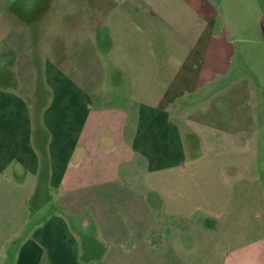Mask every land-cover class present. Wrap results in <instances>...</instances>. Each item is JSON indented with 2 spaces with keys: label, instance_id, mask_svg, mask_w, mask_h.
Wrapping results in <instances>:
<instances>
[{
  "label": "crops",
  "instance_id": "obj_1",
  "mask_svg": "<svg viewBox=\"0 0 264 264\" xmlns=\"http://www.w3.org/2000/svg\"><path fill=\"white\" fill-rule=\"evenodd\" d=\"M11 3L21 31L53 4ZM101 4L88 30L49 9L42 84L0 79V264H264V0Z\"/></svg>",
  "mask_w": 264,
  "mask_h": 264
},
{
  "label": "rangeland",
  "instance_id": "obj_2",
  "mask_svg": "<svg viewBox=\"0 0 264 264\" xmlns=\"http://www.w3.org/2000/svg\"><path fill=\"white\" fill-rule=\"evenodd\" d=\"M45 0H43L44 2ZM53 4L48 7L47 13L44 12L43 16L42 14L39 15V18L44 22H39L41 25H44L42 27V34L43 35H49L50 30L52 28L49 26V23L52 22L50 18H54L52 14L49 12V9H53V13L55 14V22L59 24H63V22H69V23H83L85 30H88L90 26L94 25L95 23H101L103 21H106V16L110 13L111 10H105L101 6V0H51ZM72 2V3H71ZM74 2V4H73ZM103 2V0H102ZM38 6V5H37ZM30 6L29 10L28 7L25 6V16L28 19L27 22V30L21 31L22 28L19 29L18 26V20L19 19L16 15L11 19V16H7L5 13L6 10L10 11L11 15L14 12V5L11 3V0H0V15L7 16L6 20H12L15 21V29L13 30L11 36L9 39H3L1 42H3L2 48H0V56H5V59H8L10 64V70L7 74H4L5 76H1L6 81L14 82V81H20V83L23 84V91L24 93L28 91L32 87L33 84H42V74L40 73V64L44 62L45 60V53L38 52L37 49H35L33 46H35V35L40 30V24H38V19L35 18L34 14L37 11V8H41L42 6ZM7 9H6V8ZM5 9V10H4ZM70 11L71 16L68 14ZM69 15V16H68ZM179 15V14H177ZM48 19V22L45 23V21ZM26 24V23H25ZM61 27V25H60ZM61 28H58V31H60ZM20 33L21 35L25 33L26 35L22 36L23 39H17L13 38L17 33ZM82 34L84 35V32L82 31ZM64 36V35H63ZM26 38V41L25 39ZM35 64L36 69H39V74L35 78L31 75V65ZM12 69V70H11ZM108 89V87L106 88ZM110 92H113L112 94H109L107 97L112 99V101L117 102L118 97L126 98L128 96V90L125 87L116 88L115 86H112L109 88ZM108 89V91H109ZM262 145L255 147L256 149V155L258 159V165H259V180L262 181L261 188L264 190V137L262 138ZM203 149L197 148L195 150V154H202ZM168 217H166L165 213H159V216L157 218L155 217L156 222L153 224V227L151 230L152 232V240L153 243L152 246L156 247L157 250H165L168 239L173 235L172 228H168V225L171 223L169 221L168 223ZM168 223V224H166ZM178 230V229H177ZM187 230H189L187 228ZM175 231V230H174ZM175 238V237H174ZM87 238H82L81 243L82 245H86L85 240ZM173 239V238H172ZM171 239V240H172ZM169 240V241H171ZM94 243V242H93ZM94 247L96 244H93ZM103 248V247H102ZM169 250V249H168ZM93 256H95L93 254ZM175 262L178 264H181L180 261L175 260Z\"/></svg>",
  "mask_w": 264,
  "mask_h": 264
},
{
  "label": "flooded vegetation",
  "instance_id": "obj_3",
  "mask_svg": "<svg viewBox=\"0 0 264 264\" xmlns=\"http://www.w3.org/2000/svg\"><path fill=\"white\" fill-rule=\"evenodd\" d=\"M26 6L29 8V5H26ZM30 6H31V7L33 6V7H34V6H37V5H30Z\"/></svg>",
  "mask_w": 264,
  "mask_h": 264
}]
</instances>
